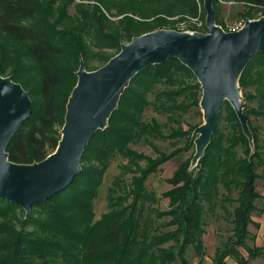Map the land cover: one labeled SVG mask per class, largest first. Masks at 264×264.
Returning <instances> with one entry per match:
<instances>
[{
    "label": "trees",
    "instance_id": "trees-1",
    "mask_svg": "<svg viewBox=\"0 0 264 264\" xmlns=\"http://www.w3.org/2000/svg\"><path fill=\"white\" fill-rule=\"evenodd\" d=\"M226 1L244 3V19H253L252 11L264 15V0ZM213 8L216 24L223 25L220 0H213ZM201 11L202 0H0V75H11L32 103L30 117L6 149L8 159L30 164L55 150L80 58L86 70H95L122 43L158 29L181 31L176 24L183 20L189 24L186 31L206 32L205 24L200 29L185 18L195 19ZM239 87L253 150L225 103L204 157L189 169L191 135L202 122L187 129L182 124L192 110L202 118L197 79L173 58L140 71L107 127L91 138L81 172L69 187L33 206L27 217L20 207L0 200V264H190V247L201 263L206 227L218 210L231 229L212 263L225 264L227 257L238 264L264 259V245L247 246L249 225L259 227L253 213H264V206H256L264 199L256 187L264 182V51L247 64ZM149 109L165 121L147 119ZM156 141H169L175 149L162 151ZM134 146H148L156 155ZM190 150L166 179L170 188L161 195L167 201L161 209V198L146 182ZM115 159L122 162L107 188V211L95 219L93 204Z\"/></svg>",
    "mask_w": 264,
    "mask_h": 264
},
{
    "label": "water",
    "instance_id": "water-1",
    "mask_svg": "<svg viewBox=\"0 0 264 264\" xmlns=\"http://www.w3.org/2000/svg\"><path fill=\"white\" fill-rule=\"evenodd\" d=\"M206 32L158 29L133 37L103 66L88 71L82 58L77 81L65 105L64 123L55 150L39 162L14 163L6 151L12 137L30 117L29 93L10 76L0 75V200L23 209L64 191L81 172L82 155L91 138L104 130L121 95L143 69L177 59L200 85L203 122L192 132L194 154L189 169L205 155L222 108L233 109L253 150L239 78L252 58L264 51V16L245 19L225 31L216 24L213 0H203Z\"/></svg>",
    "mask_w": 264,
    "mask_h": 264
},
{
    "label": "rangeland",
    "instance_id": "rangeland-1",
    "mask_svg": "<svg viewBox=\"0 0 264 264\" xmlns=\"http://www.w3.org/2000/svg\"><path fill=\"white\" fill-rule=\"evenodd\" d=\"M246 7L247 6L244 3L220 0L219 18L220 21L223 23V25L219 24V26H221L223 29H226L227 31H232V28H236L237 26L241 27L245 21L244 17L242 16V13L246 10ZM69 12L73 14L74 10L70 9ZM252 13H253V19H257L261 16H264L261 11H252ZM185 18H187L188 22L190 23V26H193V24H195L197 28L201 29L202 25L205 24L204 11H201L200 15L195 19H191L188 17ZM171 19H175L176 21L179 19V16ZM188 25L189 24L185 23L184 20L176 24V26H178L181 31H186L185 29L187 28ZM95 65L96 64L93 63L92 66L94 67ZM88 71H92V70H88ZM145 115L147 119L150 117H155L160 122L165 121L164 117L158 116L154 111H151L150 109L146 111ZM199 122H203V119L201 117H198L197 114L194 112V110H192L191 112H189L184 116V123L182 124V126L183 129H187L189 125ZM55 127L57 129L60 128L59 125ZM60 130L61 128L59 129V131ZM155 143L156 145H158V148L162 151L170 152L175 149L173 146L170 145L169 141H156ZM182 145L183 144L181 143L178 145V147H181ZM133 148L136 149L137 151H141L144 154L150 155L152 157L156 155L152 151V149L148 146H134ZM191 152L192 150L182 153L176 158L163 164L161 166V170L149 176L146 182L147 189L153 191L154 193H156L158 197L161 198L162 193L170 188V186L166 182V179L172 175L173 171L177 168V166L181 161L187 159L190 156ZM121 162L122 161L119 159L113 160L104 176L103 183L99 188L98 196L93 204V208L95 211V219H99V217L107 211V201H106L107 188L110 185L111 181L113 180V177L119 173L118 166ZM256 187L260 195L264 197V182L257 181ZM166 204L167 201L161 198L160 208L165 209ZM256 206L259 209H261L264 206V199L257 200ZM213 219H210V223L206 227V233L203 237L204 246H205V256H211V255L213 256L215 248L222 245V243L230 235L231 225L226 219L223 218V214L220 210H218V214L216 218L214 220ZM252 220L254 221V223L258 224L259 227L257 228L253 224L249 225V231L252 238L251 240H248L247 246L248 247H252L253 245L262 246L264 245V213L258 211L254 212L252 215ZM239 251L242 253L243 256H247V253L243 249L240 248ZM186 257L189 260L190 264H195V262L197 261L195 252L191 247L187 250ZM250 264H264V259L258 257L257 259H254L253 263L250 262Z\"/></svg>",
    "mask_w": 264,
    "mask_h": 264
},
{
    "label": "crops",
    "instance_id": "crops-1",
    "mask_svg": "<svg viewBox=\"0 0 264 264\" xmlns=\"http://www.w3.org/2000/svg\"><path fill=\"white\" fill-rule=\"evenodd\" d=\"M262 227V226H261ZM212 255L211 256H205L203 259H202V261H201V263H199L198 262V259H197V261L195 262V264H213L212 263ZM257 259V258H256ZM250 262H254V260L253 261H250ZM225 264H238L237 263V261L235 260V259H233L232 257H227L226 259H225Z\"/></svg>",
    "mask_w": 264,
    "mask_h": 264
},
{
    "label": "built area",
    "instance_id": "built-area-1",
    "mask_svg": "<svg viewBox=\"0 0 264 264\" xmlns=\"http://www.w3.org/2000/svg\"><path fill=\"white\" fill-rule=\"evenodd\" d=\"M242 27V26H241ZM240 26H237L236 28H232V31L238 30L241 28Z\"/></svg>",
    "mask_w": 264,
    "mask_h": 264
}]
</instances>
